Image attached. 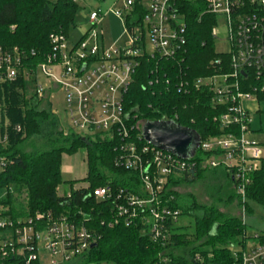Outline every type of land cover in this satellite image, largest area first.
Masks as SVG:
<instances>
[{"label":"built area","instance_id":"1","mask_svg":"<svg viewBox=\"0 0 264 264\" xmlns=\"http://www.w3.org/2000/svg\"><path fill=\"white\" fill-rule=\"evenodd\" d=\"M122 1V9L106 14L122 19L128 45L105 49L98 33L105 16L99 10L91 11V29L77 43L69 42L62 33L51 34L52 49L36 67L25 51L0 46V90L22 79L36 83V96L46 97L44 101L52 112L57 107L56 95H60L61 120L69 124L67 129L85 136L100 134L117 144L115 165L134 174L131 190L101 186L91 196L108 204L117 220L126 226H139L142 234L164 245L172 229L179 226L182 213L173 205L174 195L167 194L169 179L181 173L192 174L199 168L225 167L233 173L235 190L245 200L250 176L263 159L260 148L247 139L252 120L245 105L259 103L258 95L264 92V0H192L204 6L202 16L217 17L211 32L215 40L218 24L224 23L230 52L225 53L229 57L228 72L199 78L195 85L214 96V108L221 111L214 120L226 132L206 141L201 139L189 159L145 142V122L134 123L136 117L126 110L124 102L141 57H174L185 45L187 25L179 3L189 0H151L132 33L124 18L133 14L138 0ZM146 36L152 47L149 52ZM39 74L46 85L38 83ZM167 119L157 122H170ZM10 130L0 102V173L8 166L3 153L9 145ZM14 130L22 131L20 127ZM5 195H0V200ZM90 222L89 218L78 221L50 212L15 220L0 201V264H80L85 253L97 244L95 234L84 225ZM260 236L234 252L238 264H264V241ZM156 264L170 261L160 254Z\"/></svg>","mask_w":264,"mask_h":264},{"label":"trees","instance_id":"2","mask_svg":"<svg viewBox=\"0 0 264 264\" xmlns=\"http://www.w3.org/2000/svg\"><path fill=\"white\" fill-rule=\"evenodd\" d=\"M79 8V0H0V46L25 51L36 67L52 49L51 34L62 33L69 38ZM179 9L187 25L185 45L174 57H141L124 102L126 110L136 117L134 123L168 118L170 123L195 131L206 141L211 136L223 135L226 129L214 120L221 114L220 109L214 108V96L195 85L199 78L228 72L229 57L215 51L211 32L217 24L216 16H202L205 8L199 1L181 2ZM146 12L138 0L133 14L124 18L129 33L142 22ZM29 83L33 82L22 79L0 90L2 115L11 129L9 145L3 153L8 166L0 173V195L2 190L6 195L0 201L13 219L50 212L78 221L92 220L84 225L95 234L97 244L85 253L80 264H156L160 254L170 264H238L230 247L245 249L251 241L246 224L214 205L200 204L192 194L181 193V187L205 174L223 176L232 187L227 201L237 197L250 214L253 211L249 203L264 207V158L250 176L244 201L235 190L233 173L225 167L199 168L192 174L181 173L169 179L167 194L174 195L173 205L182 211L179 220L187 218L189 223L174 227L164 245L155 243L148 234H142L139 226H126L115 218L108 204L91 196L101 186L131 190L134 174L115 165L117 144L100 134L85 136L67 129L50 104H44L31 91ZM258 102L264 104V92L258 95ZM15 127L22 131L17 132ZM38 135L45 143L44 150L33 142ZM29 148L32 150L28 151ZM81 149L87 155L88 173L84 181L89 185L74 189L75 184L70 182L69 195L60 196L58 190L65 184L63 155ZM260 237L264 241V235Z\"/></svg>","mask_w":264,"mask_h":264},{"label":"rangeland","instance_id":"3","mask_svg":"<svg viewBox=\"0 0 264 264\" xmlns=\"http://www.w3.org/2000/svg\"><path fill=\"white\" fill-rule=\"evenodd\" d=\"M150 1L151 0H142L143 7L147 8ZM79 4L80 8L77 12L78 14L76 16L75 25L69 33V42L77 43V40L91 29V23L89 20L91 11L99 10L105 16L101 24L98 26V33L99 36H101V41H103L105 49L112 46L114 48H120V46L128 45L129 40L122 19H118L113 13L106 14V11L109 10L117 11L122 9L124 5L122 0H79ZM225 28L226 26L224 23L218 24L217 39L215 40V51H217V53L230 52V43L227 40ZM146 39L147 51L149 52L152 50V47L147 36ZM38 83L46 85L47 81L40 77L39 74ZM29 86L31 91H33L36 88V83H29ZM59 97L60 95H56L57 107L53 113L61 118L63 113L61 111V99ZM45 99L46 97H44L43 100ZM46 103L48 102L44 101V104ZM245 108L248 110L252 120L251 132L247 135V139L250 143H255L257 148H260L262 157L264 158V104L252 102L246 104ZM64 126L69 128L67 122ZM70 130L74 131L73 129ZM33 142L39 149L44 150L46 148L43 147L45 143L41 140L39 135L33 138ZM47 149H49V147H47ZM31 150L32 148L28 149V151ZM86 156L85 149H81L72 155H63L61 170L62 180H64L65 184L58 190L60 196L69 195L72 190L69 184L70 182L75 184L74 189H80L89 185L84 181L88 173ZM231 188L232 187L227 184V181L223 176L217 175L215 177L211 174L209 176L205 174L194 183L183 184L181 187V193L187 195L192 194L194 199L200 204L207 206L214 205L224 214L226 213L229 216L237 217L239 219L241 218L246 224V234L251 241L256 235H264V207L251 202L249 205L253 212L249 214L246 207L238 202L239 200L237 197L228 202L227 198L231 193ZM5 193V190H2L1 195H4ZM187 223H189L187 218L179 220V225ZM230 249L234 252H240L242 248L231 246Z\"/></svg>","mask_w":264,"mask_h":264},{"label":"water","instance_id":"4","mask_svg":"<svg viewBox=\"0 0 264 264\" xmlns=\"http://www.w3.org/2000/svg\"><path fill=\"white\" fill-rule=\"evenodd\" d=\"M143 137L161 150L173 152L184 159L195 155L201 140L195 131L179 128L170 122L145 123Z\"/></svg>","mask_w":264,"mask_h":264},{"label":"crops","instance_id":"5","mask_svg":"<svg viewBox=\"0 0 264 264\" xmlns=\"http://www.w3.org/2000/svg\"><path fill=\"white\" fill-rule=\"evenodd\" d=\"M52 109V108H51Z\"/></svg>","mask_w":264,"mask_h":264}]
</instances>
